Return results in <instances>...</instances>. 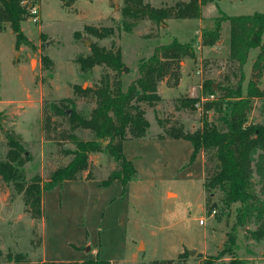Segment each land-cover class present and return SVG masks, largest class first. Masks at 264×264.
I'll return each instance as SVG.
<instances>
[{
    "label": "rangeland",
    "instance_id": "1",
    "mask_svg": "<svg viewBox=\"0 0 264 264\" xmlns=\"http://www.w3.org/2000/svg\"><path fill=\"white\" fill-rule=\"evenodd\" d=\"M146 1L160 7L182 0ZM22 5L26 19L21 22L25 38L21 44L11 24L0 21V158L6 159L10 149L8 135H15L29 156L21 167L26 184L37 175L44 183L56 168L70 162L72 154L65 151L75 143L67 138L69 133L82 139L93 137L87 129L71 131L68 117L55 114L50 107L70 97V110L74 107L91 116L96 97L77 92L75 86L96 88L104 77L116 75L105 65L81 70L77 59L89 55L94 43L121 48L124 90L138 77L140 62L157 46L174 39L183 43L195 39V45L182 62L188 81L176 88L164 80L159 89L162 100L154 105L142 103L150 127L145 137L124 142V154L138 171L125 188L119 180L101 185L119 165L106 152L92 153L89 168L79 173L80 180L43 191V213L34 218L25 193L0 177V247L5 254L23 252L31 264L97 257L114 264H202L224 249L234 229L237 244L233 253H226L218 264H227L233 254L246 264H264V236L252 234L259 223L252 219L246 226H238L239 204L227 205L220 189L206 187L207 154L203 151L191 162L189 140L158 138L165 133L159 119L167 126L183 124L190 131L200 128L205 117L215 120L214 110L203 109L213 99L204 95L203 83L210 80L217 89L238 79L236 67L228 61L230 23L222 22V39L215 45H203L201 35L213 29L224 14L264 13V0H219L203 8L202 23L172 18L160 24L126 18L125 0H75L69 5L64 0H28ZM32 6L38 8L36 22L31 17ZM87 26L112 27L114 33L100 39L87 32ZM258 52L253 49L245 65V91ZM260 86L264 88V76ZM185 97L199 99L196 110L178 108ZM46 113L51 115L48 128ZM250 121L264 123V99L255 100ZM254 181L264 201V185L256 166Z\"/></svg>",
    "mask_w": 264,
    "mask_h": 264
},
{
    "label": "trees",
    "instance_id": "2",
    "mask_svg": "<svg viewBox=\"0 0 264 264\" xmlns=\"http://www.w3.org/2000/svg\"><path fill=\"white\" fill-rule=\"evenodd\" d=\"M25 1L28 0H0V21L11 24L18 44L25 39L21 31V22L26 19V9L22 5ZM64 1L69 5L75 0ZM216 1L219 0H182L175 5L157 7L146 0H125L123 14L129 19H148L156 24L172 18L196 19L201 18L205 5ZM223 21H228L231 27L228 61L236 67L234 74L238 75L237 81L215 89L214 82L205 80L204 95L214 97L203 104V109L205 112L214 110L217 114L215 120L205 117L200 128L190 131L183 124L167 126L159 119L165 133L158 138L189 140L193 145L191 162L204 151L207 154L205 165L208 171L206 187L220 189L227 205L238 203L237 225L246 226L255 219L259 227L252 234L261 238L264 236V201L257 192L254 173L256 166L260 182L264 185V123L251 122L250 113L255 100L264 99V88L260 86L264 76V13L222 15V18L216 19L213 29H206L202 33L203 45L212 46L222 39ZM86 30L100 39L114 33L112 27L87 26ZM194 45L195 39L185 43L174 39L168 44L157 46L149 58L140 62L138 77L128 85L127 90L123 89L120 76L125 70L120 47L113 45L107 48L94 43L89 55L78 57L83 72H88L97 65H105L116 71V75L112 79L104 77L96 88L84 90L82 86H75L77 92L92 93L96 97L97 104L90 117L80 114L74 107L69 113L67 103L73 104L70 97L52 103L50 108L55 114L68 117L71 131L87 129L93 137L82 139L75 133H69L67 138L75 143V147L65 152L72 154V158L68 164L56 168L44 183L39 175L29 184L24 182L21 167L29 156L23 143L15 135H8L10 149L6 159L0 158V177L7 183H15L18 191L25 193L26 203L34 218L42 216L43 191L51 190L65 181L80 180L79 173L89 168L92 153L106 152L119 165L101 185L109 186L113 181L119 180L125 188L136 178L138 171L133 161L124 154V142L129 138L140 139L147 135L150 121L142 103L154 105L162 100L159 86L164 80L172 87L180 84L182 62L188 54L194 52ZM253 49H259V52L252 64V76L245 91V65ZM44 62H49L47 57H44ZM218 92L220 94L216 96ZM180 102L178 108L194 111L199 99L185 97ZM50 121L51 115L46 113L47 128ZM210 163H213L212 169ZM235 232L234 229L230 232L223 250L217 255L206 257L202 264H218V260L226 253H233V247L237 244ZM4 262L31 264L23 252L10 251L5 254L0 247V264ZM36 264L114 263L97 257L84 261H40ZM227 264H246V261L233 254Z\"/></svg>",
    "mask_w": 264,
    "mask_h": 264
},
{
    "label": "built area",
    "instance_id": "3",
    "mask_svg": "<svg viewBox=\"0 0 264 264\" xmlns=\"http://www.w3.org/2000/svg\"><path fill=\"white\" fill-rule=\"evenodd\" d=\"M30 12H31V17H32V20L34 22H36L38 20V8L36 6H32L30 8ZM211 97L213 98L214 96L211 95ZM216 214V211H212V215H215ZM200 223L201 224H204L205 223V220L204 219H200ZM258 264V263H257Z\"/></svg>",
    "mask_w": 264,
    "mask_h": 264
},
{
    "label": "crops",
    "instance_id": "4",
    "mask_svg": "<svg viewBox=\"0 0 264 264\" xmlns=\"http://www.w3.org/2000/svg\"><path fill=\"white\" fill-rule=\"evenodd\" d=\"M149 2H151V1H149ZM204 7H206V5ZM196 19L199 20V23H202L203 22V10H202V16H201V18H196ZM230 35H231V32H230ZM229 46H230V42H229ZM181 71L183 73H182V77H181V80H180L179 88H181L183 86V84H185L188 81V79H186V75L184 74V65L182 66ZM163 82H161V83H163ZM176 88H177V86H176ZM159 89H160V86H159Z\"/></svg>",
    "mask_w": 264,
    "mask_h": 264
},
{
    "label": "water",
    "instance_id": "5",
    "mask_svg": "<svg viewBox=\"0 0 264 264\" xmlns=\"http://www.w3.org/2000/svg\"><path fill=\"white\" fill-rule=\"evenodd\" d=\"M69 113H71V110H68Z\"/></svg>",
    "mask_w": 264,
    "mask_h": 264
}]
</instances>
